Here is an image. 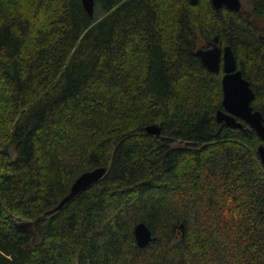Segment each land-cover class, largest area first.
I'll return each instance as SVG.
<instances>
[{
    "label": "trees",
    "instance_id": "obj_1",
    "mask_svg": "<svg viewBox=\"0 0 264 264\" xmlns=\"http://www.w3.org/2000/svg\"><path fill=\"white\" fill-rule=\"evenodd\" d=\"M250 2L0 0V264H264L263 141L218 123L224 72L197 55L231 46L264 115Z\"/></svg>",
    "mask_w": 264,
    "mask_h": 264
},
{
    "label": "water",
    "instance_id": "obj_2",
    "mask_svg": "<svg viewBox=\"0 0 264 264\" xmlns=\"http://www.w3.org/2000/svg\"><path fill=\"white\" fill-rule=\"evenodd\" d=\"M192 4H197L199 0H190ZM213 7L219 12L223 7L228 10L241 12L243 4L241 0H211ZM82 4L87 13L94 17L95 0H82ZM197 55L202 64L211 72L219 73L223 70V109H219L216 114L218 123L224 124L232 129H249L256 132L263 144L258 148V154L264 166V115L261 111L254 110L252 102L255 93L250 82L243 76L242 70L238 67L237 58L231 46L222 48L219 39L215 38L208 47L197 50ZM149 135L159 136L161 129L159 125H151L146 129ZM108 172V168H97L82 174L73 184L70 193L54 208L53 214L63 209V207L75 199L82 192L89 189L93 184L99 182ZM183 232L184 225L180 226ZM135 238L140 248L147 247L156 238L145 223H138L135 227Z\"/></svg>",
    "mask_w": 264,
    "mask_h": 264
},
{
    "label": "rangeland",
    "instance_id": "obj_3",
    "mask_svg": "<svg viewBox=\"0 0 264 264\" xmlns=\"http://www.w3.org/2000/svg\"><path fill=\"white\" fill-rule=\"evenodd\" d=\"M241 1H242L244 9L246 11H250L252 8V4H251L250 0H241ZM258 25H259L260 29H263V31H264V20H260L258 22Z\"/></svg>",
    "mask_w": 264,
    "mask_h": 264
}]
</instances>
